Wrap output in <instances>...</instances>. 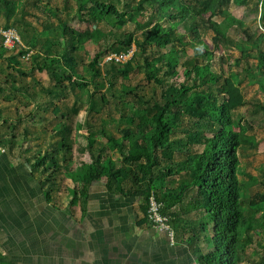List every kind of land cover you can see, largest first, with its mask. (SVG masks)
Masks as SVG:
<instances>
[{
    "label": "trees",
    "instance_id": "trees-1",
    "mask_svg": "<svg viewBox=\"0 0 264 264\" xmlns=\"http://www.w3.org/2000/svg\"><path fill=\"white\" fill-rule=\"evenodd\" d=\"M76 1L75 18L80 23L92 24V30L76 34L68 22L60 18L59 31L55 29L54 33L57 38L64 39L62 51L55 50L51 44L45 54L37 51L33 57L36 69L46 72L54 83L55 88L48 93L53 97L63 94L62 87L58 89V75L80 89H88L94 82L97 91L89 94L87 107L91 114L96 106L106 102L104 94L97 97L98 89L106 88L112 93L114 78L118 74L127 77L134 70L137 57L141 58L139 65L144 68L147 79L162 89L160 95L156 94V89L151 95L143 96L132 90L126 92L137 104L132 116L127 115L121 102L116 103L117 108L120 106L117 128L122 132L121 137L104 126L95 128L89 122V134L85 136L79 133L83 124L77 123L78 139L86 140L81 147L84 156L89 157L87 160H74L72 129L68 123L59 122L53 127L51 135L55 141L52 137L46 148L35 150L33 155L29 153L33 173L46 201L61 208L57 191L64 178L70 177L79 186L69 190L70 207L80 208L81 219H84L88 213L91 185L95 181H105L110 194L143 200L137 226L146 225L150 229L153 224L148 208L154 196L162 204V213L174 229L175 239L188 246L199 264H242L246 257L245 236L264 229V216L260 214L263 206L259 199L254 201L247 196L246 185L239 178L240 151L246 142L247 128L236 124L233 115L235 109L245 104V99L232 77L217 72L212 62L217 57L216 51L221 49L233 48L240 54L251 51L256 62L245 61L243 70L252 77L262 76L260 90L264 94V32H253L244 21L226 12L224 8L232 0ZM235 1L245 3V0ZM4 4L8 6L11 2L5 0ZM255 6L261 11L260 22L264 27V0H256ZM46 12L58 17L52 9ZM204 13H209L210 17L205 18ZM140 15L144 19L142 22L138 21ZM216 16L221 21L214 20ZM130 22L136 24L140 36L119 34L112 45L99 51L90 61L93 80L77 78L74 72L79 65L73 54L77 46L90 40L100 25L120 30ZM46 26L50 31L51 26ZM210 30L216 51L203 39ZM133 46L135 52L128 62L111 61L106 70L100 66V60L110 53H127ZM179 46L192 47L193 55L183 60ZM22 48L20 54L24 56L31 47ZM152 48L155 52L150 54ZM221 58L224 61V55ZM10 61L18 64L14 57ZM236 64L240 66L241 61L237 60ZM179 67L183 68L184 81L173 82L172 78L179 75ZM100 76L107 82L94 80ZM20 91L30 95L29 90L21 88ZM54 114L57 116L58 112ZM184 118L189 119V127L183 126ZM23 120L17 118L19 122ZM7 123L5 118L3 124ZM122 123L129 124L122 129ZM9 129L12 132L8 147L27 153V147L23 148L19 140L21 135L16 124ZM23 133L22 139L35 142L41 139L40 134L35 135L27 129ZM181 134L188 140L177 139ZM1 135L8 137V131H0ZM100 135L107 142L99 143L95 150ZM0 143L7 152L1 139ZM196 143L201 147L198 151H194ZM107 150V154L117 150L120 161L107 157ZM162 159L169 163L162 165ZM75 163L76 170H73ZM7 259L9 257L0 253V264H18ZM261 259L264 264V255Z\"/></svg>",
    "mask_w": 264,
    "mask_h": 264
},
{
    "label": "rangeland",
    "instance_id": "rangeland-1",
    "mask_svg": "<svg viewBox=\"0 0 264 264\" xmlns=\"http://www.w3.org/2000/svg\"><path fill=\"white\" fill-rule=\"evenodd\" d=\"M4 1L0 0V29L9 25L18 32L22 39L21 47L14 50H7L3 46V38L0 34V131H8V137L1 135L0 139L7 147L10 145L9 135L12 132L9 128L14 123L18 127L17 132L21 135L19 136V140L23 148L27 147L25 148L27 153L29 154L31 152L33 155L35 150L39 152L41 148H46L47 142L52 137L53 140L55 139L51 135L52 128L58 125L59 122H64L68 123L72 129L71 139L75 149L74 160L80 161L83 158L87 160L89 157L84 156L81 147L85 145L86 140L84 138L78 139V136L79 133L85 136L89 134L88 122L95 128L104 126L107 131L117 137H121L122 132L117 128L121 115L119 111L120 106L117 108L116 103L121 102L124 105L128 116L133 115L137 106L133 97L127 96L126 92L132 90L139 92L143 96L147 94L151 95L153 89H156V94L160 95L162 88L147 79L144 68L139 65L141 58L137 57L138 60L134 63V70L127 77L118 74L114 78L115 87L112 93L106 91V88L98 89L97 97L100 98L101 94H104L106 102H102L96 106L94 112L91 114L88 113L87 107L89 94L97 91L94 82L89 84L88 89H80L76 86L73 87L62 75H58V89L62 87L64 91L62 95L59 94L60 96H51L48 91L55 88L54 83L50 80L46 72H40L36 69V62L33 57L37 51L41 52L42 55L45 54L47 47H50L51 44L55 50L62 51L64 39L60 38V36L57 38V35L55 36L54 33L55 29L59 31L60 18L68 22L76 34H81L86 30H92L93 25L80 23L75 18L78 11L76 0H9L11 4L8 6L4 4ZM255 1L245 0L244 4H240L232 0L224 10L244 21L253 32H264V27L262 22H260L261 11L256 9ZM46 8L48 11L52 9L58 14V17L46 12ZM204 17L209 18L210 14L204 13ZM143 20L141 15L138 16L139 22ZM214 20L221 21V18L216 16ZM45 25L51 26L50 31H48V26L45 27ZM99 27L100 29L94 32L90 40L77 46V49L73 52L75 60L79 65L78 70L74 72L77 78L85 77L88 80H93L92 72L89 68L90 61L99 51L112 45V42L117 39L119 34L134 33L140 36L141 32L136 24L132 22L120 30H112L110 27L104 25H100ZM212 37L213 33L211 30L203 35L204 41L211 49H214ZM22 47L24 49L31 47L30 52L22 56L20 54L21 49H23ZM133 49L135 50L134 46ZM153 52H155V49H149L150 54ZM179 55L183 60L187 56L191 57L193 55V48L179 46ZM221 55H224V61ZM108 56L100 60V66L104 70L110 67L111 61L107 58ZM216 56L212 62L214 69L219 73L225 74V76L232 77L234 83L241 89L243 98L245 99V104L235 109L233 115L236 124H241L247 128L245 134L246 142L240 151L241 168L239 178L246 185L245 192L247 196L254 201L259 199V202H261L263 208L260 209V214L264 216V94L260 90L262 76L257 75V77H252L243 70L245 61L249 60L250 64L256 62L252 57L251 51L240 54L233 48L221 49L216 51ZM13 57L18 64L10 61V59L13 60ZM237 60L241 61L240 66L236 64ZM179 71V75L172 78L173 82L184 81L183 68H180ZM94 80L97 82L102 80L105 83L107 82L106 78L101 76ZM21 88L29 90L30 95L20 91ZM75 110L77 114L74 113ZM54 112H58L57 116ZM61 114L64 115V118H61ZM19 117L24 118V120L17 121ZM5 118L8 120L7 124H3ZM183 121V126L189 127L191 125L188 118H184ZM39 123L41 124L40 126H38ZM77 123H81L84 126L79 133H77L78 130L75 128ZM126 124L128 125L129 123ZM126 124L122 123L121 128L127 127ZM25 129L28 132H33L35 135L36 133L40 134V141L35 142L30 139H22ZM236 129L239 130L240 128L236 125ZM181 138L185 139L184 141L188 140L183 134L177 139ZM97 140L95 150L98 149L99 143L105 144L107 142V139L101 135L98 136ZM38 144H40V147L37 146ZM200 149V145L196 143L194 151ZM108 152L109 150L105 152L107 157L120 161V154L117 150L110 151L107 154ZM178 155L175 157L176 160L178 159ZM161 162L162 165L169 163L166 159H162ZM72 169L76 170V163ZM105 183V181H97L94 183V187H90L91 189L89 190V201H91L90 212L92 213V218H95L94 225H99V232L102 233L106 230H113L115 225L117 227L121 226L123 234H126L127 232L125 233L124 226L127 227L126 231L130 229L133 224L132 220L135 218L134 212H141L140 205L143 200L141 198H125L123 196L112 195L106 191ZM74 186L79 188L70 177H66L60 183L59 190L57 191L58 202L66 210L58 213L56 218V240H58V243L54 246L52 242H48L49 238L44 234L43 254H45L44 259L46 262H38V258L35 257H30L31 259L28 260V258L22 256L9 257L7 260H16L17 262L21 260L22 262H19V264H29L30 261H33L31 264H64L63 257L65 250L64 247H61L63 242L60 243V239L64 238L65 230L67 228L71 229L72 232L70 234L79 242L82 237V227L87 229L89 226L87 224L88 226L86 225L85 227L82 223H79L82 214L80 208L76 210L70 207L71 197L69 190L70 188H74ZM101 186L104 188L102 189ZM154 230L159 233H165L157 231L156 229ZM14 235L18 236L17 234ZM245 241L246 257L242 264H263L261 262V256L264 255V229L259 231L258 234L254 232H251L250 236L247 234ZM175 243H178L177 239H175ZM49 252L51 256H48ZM70 254H72L69 258L70 264H79L81 262L82 254L75 244ZM192 264H198V261L193 258Z\"/></svg>",
    "mask_w": 264,
    "mask_h": 264
},
{
    "label": "crops",
    "instance_id": "crops-1",
    "mask_svg": "<svg viewBox=\"0 0 264 264\" xmlns=\"http://www.w3.org/2000/svg\"><path fill=\"white\" fill-rule=\"evenodd\" d=\"M7 149L0 156V253L28 260L35 257L38 262H44V234L54 246L58 243L56 218L66 208H58L46 201L42 186L33 173L32 155L21 153L17 148ZM88 204L87 216L79 220L85 227L89 225L87 229L82 227L81 241L77 242L67 227L64 238L59 240L65 250L64 264H70L74 244L82 254L79 264H192L195 257L187 245H171L166 233L156 232L146 225L137 226L141 212H134L131 230L126 231L127 227L123 225L126 234L116 225L113 230L102 233L99 225H94L91 201L88 200ZM48 256H51L50 252Z\"/></svg>",
    "mask_w": 264,
    "mask_h": 264
},
{
    "label": "built area",
    "instance_id": "built-area-1",
    "mask_svg": "<svg viewBox=\"0 0 264 264\" xmlns=\"http://www.w3.org/2000/svg\"><path fill=\"white\" fill-rule=\"evenodd\" d=\"M0 34L3 38V46L7 50H14L22 46V40L18 32L13 29H0ZM135 50L131 49L127 53H113L107 58L110 61H115L116 63H126L134 55ZM6 153V149L0 143V156ZM148 216L153 224V228L160 232H165L167 237L170 239L171 244H175V231L169 224V220L162 213V204L156 201V198L152 196L149 200ZM199 264V263H198Z\"/></svg>",
    "mask_w": 264,
    "mask_h": 264
}]
</instances>
